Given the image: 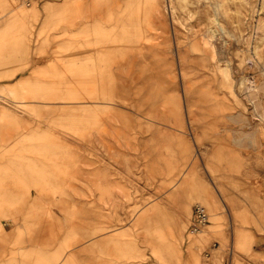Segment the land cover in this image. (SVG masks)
<instances>
[{"label": "rangeland", "instance_id": "obj_1", "mask_svg": "<svg viewBox=\"0 0 264 264\" xmlns=\"http://www.w3.org/2000/svg\"><path fill=\"white\" fill-rule=\"evenodd\" d=\"M107 1L0 0V264H264V0Z\"/></svg>", "mask_w": 264, "mask_h": 264}, {"label": "crops", "instance_id": "obj_2", "mask_svg": "<svg viewBox=\"0 0 264 264\" xmlns=\"http://www.w3.org/2000/svg\"><path fill=\"white\" fill-rule=\"evenodd\" d=\"M82 1L83 3H87L89 0H82ZM107 2H108V5L113 9H121L124 11L139 9V11L147 12L145 8V3H146L145 0H108ZM131 31L134 32V28L131 29ZM85 62H83V65ZM3 230L4 229L2 228L1 222H0V231H3ZM165 250H166L165 252H159L157 254L159 256L165 255V256H160L164 259L163 264H181V254L177 250V247L175 248L166 247Z\"/></svg>", "mask_w": 264, "mask_h": 264}, {"label": "built area", "instance_id": "obj_3", "mask_svg": "<svg viewBox=\"0 0 264 264\" xmlns=\"http://www.w3.org/2000/svg\"><path fill=\"white\" fill-rule=\"evenodd\" d=\"M209 221H210V214L208 212V208L201 203L195 204L192 211L190 233L193 234L199 233L203 229V227L209 223ZM224 264H229V263L225 262Z\"/></svg>", "mask_w": 264, "mask_h": 264}, {"label": "bare ground", "instance_id": "obj_4", "mask_svg": "<svg viewBox=\"0 0 264 264\" xmlns=\"http://www.w3.org/2000/svg\"><path fill=\"white\" fill-rule=\"evenodd\" d=\"M28 4H30V6H33V5H35V4H37V3H33V4H31V3H28ZM199 203V202H198ZM202 204V203H201ZM209 224V223H208ZM207 224V225H208ZM206 225V226H207ZM205 231V228L204 229H202L199 233H197V235H199V234H201V233H203Z\"/></svg>", "mask_w": 264, "mask_h": 264}]
</instances>
